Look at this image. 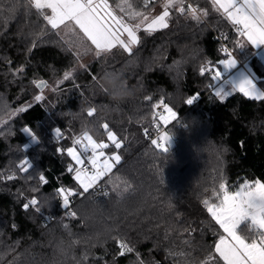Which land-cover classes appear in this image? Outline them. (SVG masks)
I'll use <instances>...</instances> for the list:
<instances>
[{"label":"trees","instance_id":"obj_1","mask_svg":"<svg viewBox=\"0 0 264 264\" xmlns=\"http://www.w3.org/2000/svg\"><path fill=\"white\" fill-rule=\"evenodd\" d=\"M107 1L135 22L167 2ZM185 1L196 7L199 21L189 10L170 7L169 27L151 34L139 30L132 54L117 45L97 58L84 54V47L94 46L81 32L64 36L52 30L29 0H0V264H203L209 256L218 258L221 229L207 206L219 203L220 184L231 192L245 180L264 182V100L236 93L221 101L207 88L214 79L209 72L201 76L200 68L216 69L228 57L214 33L224 35L238 61L252 53L239 47L238 32L212 0ZM130 12L140 16L131 18ZM251 65L264 77L257 61L251 59ZM66 71L73 72L72 79H63ZM105 71H121L135 95L113 106L93 81ZM40 81L47 86L37 88ZM260 85L264 90V81ZM36 95L44 99L36 101ZM193 95L200 100L188 106ZM160 101L177 114L168 125L167 152L144 136L153 121L152 105ZM104 123L122 144L109 148L121 156L110 174L113 184L105 177V196L76 195L64 208L56 189L81 191L66 150L86 133L106 141ZM24 127L38 140L22 132ZM55 128L61 129L59 139ZM23 159L31 163L28 173L18 167ZM116 176L132 185L123 197L114 191V184L120 191L125 187ZM33 197L38 205L24 209Z\"/></svg>","mask_w":264,"mask_h":264},{"label":"snow or ice","instance_id":"obj_2","mask_svg":"<svg viewBox=\"0 0 264 264\" xmlns=\"http://www.w3.org/2000/svg\"><path fill=\"white\" fill-rule=\"evenodd\" d=\"M29 3L38 11L50 9V15H45L42 11H40V15L43 16L52 30H57L62 25L67 29L70 24L78 27L80 32L83 33V37L90 41L91 45H94V49L84 47V54L92 52L95 57L102 58L117 45L127 53L132 54L133 46L139 43L136 32L140 28V24L130 26L125 23L123 18L118 17L109 9L107 0H29ZM212 3L216 11L221 12L227 20L237 26V31L242 37H246L247 41L252 45H264V0H212ZM183 4L184 0H167L163 13L155 17L147 25L146 31L151 34L153 31L168 28V9L178 6L177 10L183 13ZM129 8H131V5H129ZM189 11L192 14L191 18L199 21L200 17L196 15V10L191 5H189ZM203 14L206 16L207 12L204 11ZM137 15L139 13H129L131 18ZM144 19H147V17H144ZM72 31L73 34L79 36V33L75 32V28ZM123 33H127V41L121 38ZM56 34L59 35L58 32ZM41 35H45V33L42 32ZM81 40L83 42V38ZM66 43L69 44L70 48L72 47L71 42ZM240 46L243 45L239 44ZM223 51L227 56H232L228 49H223ZM76 55L78 59L81 55L79 49L76 50ZM219 64H223L225 68H230L234 66L235 60H220ZM82 67L84 66L82 65ZM206 72L213 73V79L220 76V72L215 68H200L201 76L205 75ZM72 78L73 72L66 71L64 73V80ZM99 79L100 77L93 76V81L97 87L107 95V92L100 87ZM36 86L42 89L47 85L44 81H40ZM237 90L250 99L264 100V92H258L251 80H243L237 86ZM215 95L221 99L228 97V94L223 93V90H217ZM197 98V95H193L185 103L191 105ZM34 99L41 101L44 97L36 95ZM146 100H151V97H146ZM152 107L154 109L163 108V112H154L153 118L156 119L158 117L165 125L177 118L173 108L164 101H160L159 104H153ZM18 111H24V109H19ZM94 112L95 109L90 108L87 115L92 117ZM102 127L107 133V139L114 144L116 149H120L122 144L117 139L115 132L109 128L107 123H104ZM21 131L32 136L33 140H38V136L30 127H24ZM53 131L54 136L59 139L62 135L61 129L55 128ZM170 138L171 136L164 132L159 140L153 139L151 143L155 148L167 152ZM76 145L81 146L80 151H77ZM108 147V143H97L88 134H84L83 137H76L73 140V147L66 150L67 155L71 157L76 165H84L87 161L92 171H82L79 167L74 170V179L82 190L79 193L72 188L56 189V193L62 198L65 208L68 207L71 197L82 196L94 191L105 177L108 178L105 183L113 184V177L109 174L121 162V156L118 154L111 157L106 156L104 150ZM18 167L21 172L28 173L31 169V163L28 159H23ZM69 171H73L71 165L69 166ZM38 178L42 184L47 183L43 174H40ZM7 179H13V177L8 176ZM115 180L125 185L123 191H120L119 184H114V191L117 196L123 197L127 191L131 190L132 185L128 181L123 180L119 176H116ZM220 189L222 196L219 198V203L208 205L207 212L210 213L211 218L223 229L227 236H220L215 245L214 252L218 254V258L209 256L208 260L204 261L203 264H209V261H213L214 264H218V261H223V264H264V182L260 180L251 182L245 180L235 191H228L224 184H220ZM33 191H38V189L34 188ZM205 204L207 205L208 202L205 201ZM37 205L38 200L33 197L23 207L27 210L30 206ZM37 211H39V208H37ZM70 215L75 216L76 213L71 212ZM241 225L244 226L241 229L244 235L238 234L237 231ZM121 247L127 252L133 251L126 244H121ZM120 254L123 255V251ZM180 255H183V253ZM140 264H143V262L141 261Z\"/></svg>","mask_w":264,"mask_h":264},{"label":"crops","instance_id":"obj_3","mask_svg":"<svg viewBox=\"0 0 264 264\" xmlns=\"http://www.w3.org/2000/svg\"><path fill=\"white\" fill-rule=\"evenodd\" d=\"M230 24L232 23L230 22ZM232 26L234 25L232 24ZM234 28L237 31V26H234ZM240 37L242 39V43L246 47L251 49L252 55L244 62L238 61V59L234 56L231 57L228 56L224 60L234 59L235 60L234 66L230 68H225L223 64H219V67L216 68V70L220 72V76L214 79L212 92L215 95L217 90H223V93L228 94V97H225L223 99L215 95L221 101L228 99L229 97L233 96L236 93H240L237 90V86L245 79L251 80L258 92H264L263 88L260 85V83L264 81V77L260 76L251 65V59H254L259 64L261 70L264 71V45H252L249 41H247L246 37H242L241 35ZM241 229H243V225H241L240 228L237 229L238 234L244 235V232L241 231ZM222 235L227 236V234L223 232V229H221V236Z\"/></svg>","mask_w":264,"mask_h":264},{"label":"built area","instance_id":"obj_4","mask_svg":"<svg viewBox=\"0 0 264 264\" xmlns=\"http://www.w3.org/2000/svg\"><path fill=\"white\" fill-rule=\"evenodd\" d=\"M189 5H191V4L188 1H185L184 2V4H183V6H184V12H186V11L189 10ZM191 7L196 10V7H194L193 5H191ZM212 39L213 40H218V41H220L222 43V52L223 53H224L223 49H228V51L231 52L230 49L228 48V46L226 45V43H224V35L222 33L221 34L214 33V36H213ZM209 74L211 76L213 75V73H211V72H209ZM207 88L212 91L213 85L212 84H208ZM199 100H200V97L198 96V98L194 101V103H192L191 105H188V104L187 105L188 106H192L194 104H197ZM154 112H163V108L162 107L155 108V111ZM174 121H176V120H174ZM169 124L165 125L161 120H159L158 117L156 119L153 118V121L151 122L149 128L144 133L145 139L149 143H151V141L153 139L159 140L160 136L163 135L164 132H167V133L169 132L168 131V125ZM78 148L80 150L81 146L78 145ZM80 168H81L82 171H88V172L91 171V166L88 165L87 161L85 162L84 165H81ZM91 192L94 193L97 197L105 196L106 195L105 194L106 193V189L102 185V183H100L97 186V188L94 191H91ZM66 212L68 213V215H70V213L73 212V210L72 209H68V210H66Z\"/></svg>","mask_w":264,"mask_h":264},{"label":"clouds","instance_id":"obj_5","mask_svg":"<svg viewBox=\"0 0 264 264\" xmlns=\"http://www.w3.org/2000/svg\"><path fill=\"white\" fill-rule=\"evenodd\" d=\"M99 85L107 92L113 106H119L135 95V87L129 84L121 71L103 72Z\"/></svg>","mask_w":264,"mask_h":264},{"label":"rangeland","instance_id":"obj_6","mask_svg":"<svg viewBox=\"0 0 264 264\" xmlns=\"http://www.w3.org/2000/svg\"><path fill=\"white\" fill-rule=\"evenodd\" d=\"M107 3H108V1H107ZM108 5H109V3H108ZM109 9L115 14V15H117L118 17H121L120 15H118V13L109 5ZM165 10V8H164V6L163 7H160V8H158V9H156L155 11H153V12H151V13H149V14H146V15H143V16H140V15H137V16H140L139 18H138V20L135 22V21H131V19H128V18H123V17H121V18H123L124 19V21H125V23H128L130 26H133V25H135V24H140V28L137 30V32H136V34L138 33V31L139 30H141L142 28H147V25L148 24H150L151 22H152V20L155 18V17H157V16H159V15H161L162 13H163V11ZM45 15H50L51 14V11L49 10V9H43V10H41ZM137 16H135L134 18H137ZM144 17H147V19H144ZM73 28H75V32H80V30H79V28L78 27H75L74 25H72V24H70L69 25V27L66 29V28H64V26L62 25L58 30L64 35V36H70V35H72L73 34V31H72V29ZM81 34L83 35V33L81 32ZM239 36H240V34H239ZM123 40H125V41H127L128 40V37H127V33H123L122 34V37H121ZM241 38V37H240ZM86 39V38H85ZM87 40V39H86ZM90 42V41H89ZM94 46V45H93ZM135 46V45H134ZM133 46V47H134ZM243 48L244 49H246L245 48V45L243 44ZM248 48V47H247ZM250 51H251V49L250 48H248ZM252 53V52H251ZM84 62H86V61H84ZM80 65H83L82 63L80 64ZM19 113H20V111H19ZM173 121H171L170 122V124L172 123ZM86 134H88V133H86ZM88 135H90V136H92L91 134H88ZM93 137V136H92ZM93 139H94V141H96L97 143H100L99 141H97L94 137H93ZM85 143H86V141H84ZM101 142H104V143H108L109 144V147L107 148V149H105L104 150V152H105V155L106 156H108V157H111V156H113V155H117L118 154V152L116 151V152H109V148L111 147V146H113L114 148H115V146H114V144H112L111 143V141H109L108 139L105 141H101ZM76 147V149H77V151H79L78 150V148H77V146H75ZM119 155V154H118ZM101 159H103V157H101ZM73 161V160H72ZM73 164L75 165V166H77V167H79L80 168V166L81 165H76V163L73 161ZM114 169H115V167H114ZM113 169V170H114ZM91 171H92V169H91ZM91 171H89V172H91ZM113 172V171H112ZM111 174V173H110ZM109 174V175H110ZM74 177H75V174H74ZM103 181V180H102ZM101 181V182H102ZM75 182L77 183V185H78V187H79V189H80V186H79V184H78V182L75 180ZM100 182V183H101ZM99 183V184H100ZM81 190V189H80ZM82 191V190H81ZM72 198V197H71ZM70 198V199H71ZM63 202V201H62ZM69 206V205H68ZM63 207H64V205H63ZM65 208V207H64Z\"/></svg>","mask_w":264,"mask_h":264}]
</instances>
